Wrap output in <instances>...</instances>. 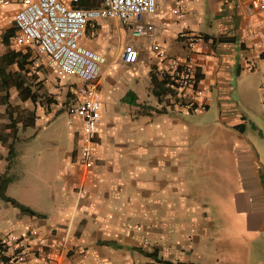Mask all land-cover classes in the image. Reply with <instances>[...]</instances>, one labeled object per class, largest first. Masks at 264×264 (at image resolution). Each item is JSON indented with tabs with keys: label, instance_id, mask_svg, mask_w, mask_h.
<instances>
[{
	"label": "crops",
	"instance_id": "crops-1",
	"mask_svg": "<svg viewBox=\"0 0 264 264\" xmlns=\"http://www.w3.org/2000/svg\"><path fill=\"white\" fill-rule=\"evenodd\" d=\"M20 8L14 0L0 19V178L35 214L0 196V240L36 244L38 231L44 243L21 264H264V101L251 111L264 100V10L254 0H157L145 22L165 59L117 19L91 22L80 42L108 61L86 167L82 120L54 124L69 119L82 82L30 63L35 49L13 40ZM184 31L200 36L193 49ZM131 44L140 57L127 64ZM174 63L193 69V87L164 76Z\"/></svg>",
	"mask_w": 264,
	"mask_h": 264
},
{
	"label": "built area",
	"instance_id": "built-area-1",
	"mask_svg": "<svg viewBox=\"0 0 264 264\" xmlns=\"http://www.w3.org/2000/svg\"><path fill=\"white\" fill-rule=\"evenodd\" d=\"M13 1L0 0V19ZM81 1L19 0L21 8L14 15L17 32L13 40L35 49L41 63L57 75L74 76L81 80V100L69 107V122L71 125L75 120L83 122L80 155L83 164L90 167L94 161L92 144L101 118L99 80L108 59L81 44L88 25L93 21L117 19L134 36H144L157 58L165 59L167 55L164 47L155 41L153 25L145 22L146 15L156 13L157 0H101L99 7L79 8L76 5ZM254 5L264 10V0H254ZM174 12L184 16L179 9ZM180 38L190 49L200 41V36L194 31H184L180 33ZM139 57L140 51L133 44L124 48L122 59L125 63H135ZM163 74L185 89L193 87L196 82L195 73L188 65L174 63ZM186 107L194 109L195 105L189 102ZM32 237L37 239L36 244L17 236L1 239L0 264H21L31 258H40L44 253V243L39 239L38 231H34Z\"/></svg>",
	"mask_w": 264,
	"mask_h": 264
},
{
	"label": "trees",
	"instance_id": "trees-1",
	"mask_svg": "<svg viewBox=\"0 0 264 264\" xmlns=\"http://www.w3.org/2000/svg\"><path fill=\"white\" fill-rule=\"evenodd\" d=\"M77 7L79 8H91L93 7V1L92 0H82L78 5H76ZM15 32V29H13V33ZM11 36V35H10ZM30 54L28 53L29 56H31V59H30V63L33 64V55L36 53L37 55V52L36 50H33L32 51H29ZM7 61L8 62H14V58H7ZM26 62V61H25ZM24 63H20V69L22 70L24 68L23 66ZM0 72H3L2 68L0 67ZM4 80L9 81V80H16L14 74H9L7 75L6 77H4ZM162 86H168L167 88L170 89L171 88V83L170 81L168 80V78H164L163 82H161ZM22 88V87H20ZM20 94L24 97V98H27V97H31L33 99H35L37 97V92L36 91H33V89L30 87V86H25L23 87V89H20ZM8 183V180L6 179H3V178H0V196L10 202H12L15 206H18L23 212H26V213H29V214H35L30 208L20 204L19 202H17L15 199L13 198H10V197H7L5 195V189H6V185Z\"/></svg>",
	"mask_w": 264,
	"mask_h": 264
},
{
	"label": "rangeland",
	"instance_id": "rangeland-1",
	"mask_svg": "<svg viewBox=\"0 0 264 264\" xmlns=\"http://www.w3.org/2000/svg\"><path fill=\"white\" fill-rule=\"evenodd\" d=\"M39 57L36 55V53L33 55V66L39 68V67H43L44 65L41 63V60L40 62H38ZM40 63V64H38ZM37 65V66H36ZM264 100H262V97L261 95L260 96H256L255 97V102L251 108V111L254 113V112H257L258 109L260 108V106L262 105ZM262 102V103H261ZM57 127H59L60 129H68L70 122H69V119L67 117V114L66 113H63L59 116H57V118L55 119V123H54ZM261 144H263L264 146V140L261 141Z\"/></svg>",
	"mask_w": 264,
	"mask_h": 264
}]
</instances>
